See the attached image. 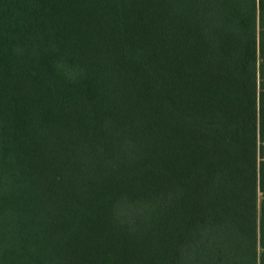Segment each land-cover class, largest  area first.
Wrapping results in <instances>:
<instances>
[{
  "label": "trees",
  "instance_id": "1",
  "mask_svg": "<svg viewBox=\"0 0 264 264\" xmlns=\"http://www.w3.org/2000/svg\"><path fill=\"white\" fill-rule=\"evenodd\" d=\"M0 264H264V0H0Z\"/></svg>",
  "mask_w": 264,
  "mask_h": 264
},
{
  "label": "rangeland",
  "instance_id": "2",
  "mask_svg": "<svg viewBox=\"0 0 264 264\" xmlns=\"http://www.w3.org/2000/svg\"><path fill=\"white\" fill-rule=\"evenodd\" d=\"M261 201H262V198L259 196V198H258V211L260 212V203H261Z\"/></svg>",
  "mask_w": 264,
  "mask_h": 264
}]
</instances>
